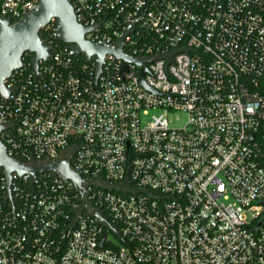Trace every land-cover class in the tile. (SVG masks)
<instances>
[{"label": "built area", "instance_id": "built-area-1", "mask_svg": "<svg viewBox=\"0 0 264 264\" xmlns=\"http://www.w3.org/2000/svg\"><path fill=\"white\" fill-rule=\"evenodd\" d=\"M68 2L86 40L139 62L107 53L96 77L51 19L46 59L4 80L6 155L80 182L0 168V264H264V0Z\"/></svg>", "mask_w": 264, "mask_h": 264}, {"label": "water", "instance_id": "water-1", "mask_svg": "<svg viewBox=\"0 0 264 264\" xmlns=\"http://www.w3.org/2000/svg\"><path fill=\"white\" fill-rule=\"evenodd\" d=\"M51 19H55L57 38L68 45L71 55L84 54L86 61L91 56H96V77L101 72L103 57L107 53L127 62H139L127 57L122 52L123 37L118 39L115 47L86 40L84 36L90 29L82 26L76 20L68 0H38L35 8L14 24H11L9 19L0 17V94L5 93L4 80L10 77L14 70L22 67V57L25 53L32 54L31 65L35 70L38 68L39 61L46 59L51 46L39 34L42 27ZM125 70L126 67H123L122 71ZM2 129L0 126V133ZM0 168L4 170L8 180L12 172H16L18 175L30 174L34 178L37 174L52 171L62 178L74 181L76 184L80 182V178L70 170L68 160L22 165L6 155V149L1 139ZM104 234L103 232L100 246L103 244Z\"/></svg>", "mask_w": 264, "mask_h": 264}, {"label": "rangeland", "instance_id": "rangeland-1", "mask_svg": "<svg viewBox=\"0 0 264 264\" xmlns=\"http://www.w3.org/2000/svg\"><path fill=\"white\" fill-rule=\"evenodd\" d=\"M158 113H159V110H151L149 112V115L143 117V120L147 121L150 119V117L152 115L158 114ZM167 118L169 120V125L170 126H176V127L180 126L186 120V116L183 112H177L175 114H169ZM113 241L118 242V240L115 238H113Z\"/></svg>", "mask_w": 264, "mask_h": 264}, {"label": "trees", "instance_id": "trees-1", "mask_svg": "<svg viewBox=\"0 0 264 264\" xmlns=\"http://www.w3.org/2000/svg\"><path fill=\"white\" fill-rule=\"evenodd\" d=\"M45 33H40V37H42V38H45ZM55 41L56 42H59V43H61V41L59 40V39H55ZM31 58H32V54H27V53H25L24 55H23V57H22V62L24 63V69L26 70V71H30V69H31V66H30V61H31Z\"/></svg>", "mask_w": 264, "mask_h": 264}, {"label": "flooded vegetation", "instance_id": "flooded-vegetation-1", "mask_svg": "<svg viewBox=\"0 0 264 264\" xmlns=\"http://www.w3.org/2000/svg\"><path fill=\"white\" fill-rule=\"evenodd\" d=\"M27 54H30V53L27 52Z\"/></svg>", "mask_w": 264, "mask_h": 264}]
</instances>
